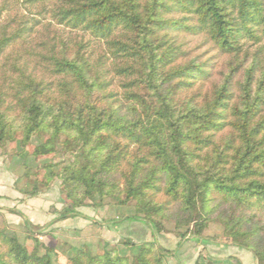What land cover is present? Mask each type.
I'll return each instance as SVG.
<instances>
[{"label": "trees", "instance_id": "1", "mask_svg": "<svg viewBox=\"0 0 264 264\" xmlns=\"http://www.w3.org/2000/svg\"><path fill=\"white\" fill-rule=\"evenodd\" d=\"M52 4L56 5L52 17L57 24L86 33L108 46L107 52L103 50L102 56L92 61L82 42H75L73 47L62 40L43 43L36 55L37 65L48 66L53 78L44 81L28 71V63L32 62L29 57L23 62L13 59L14 45L37 22L14 32L0 30V142L13 139L5 112L16 109L23 122V142L39 131L51 132L56 138L74 133L72 138L83 147L81 163L77 166L73 161L63 170L62 183L71 202L56 220L77 215L76 208L84 205L86 198L96 194L103 197L107 184L103 174L118 172L131 146L148 151L158 167L143 176V163L148 162L143 157L131 163L128 174L121 172L126 181V199L143 203L144 190L158 193L164 184L166 195L181 199L186 211L197 205L205 211L212 194H216L219 204H228L241 215L260 212L264 216V66L256 59L251 61L237 95L231 79L238 67L232 66L223 81L213 84L201 100L199 91L185 99V92L212 75L206 64H177L178 47L166 39L169 31L201 34L219 54L237 61L241 54H247L246 42H264V0H53ZM174 14L181 17L173 18ZM108 72L128 81L118 98L110 93L116 98L112 102L115 106L103 110L92 102L91 94L108 88L104 78ZM137 76L143 79L148 95L141 93ZM225 132L220 146L214 137ZM52 150L51 145L42 143L33 153L43 155ZM203 150L212 153L209 163H204L207 169L198 161ZM102 151L106 155L96 165L95 158ZM144 216L127 218L157 230L150 216ZM205 220L194 225V238L201 234ZM225 222V233L232 243L252 249L258 264H264V241L259 236L264 228L246 229ZM153 246V241L141 244L132 264H152L149 255ZM162 258L154 257L156 264H162ZM70 261L128 264L113 250L98 255L79 251ZM0 264L51 263L47 251L40 255L35 246L28 252L16 237L0 229ZM232 264L241 263L234 260Z\"/></svg>", "mask_w": 264, "mask_h": 264}, {"label": "rangeland", "instance_id": "2", "mask_svg": "<svg viewBox=\"0 0 264 264\" xmlns=\"http://www.w3.org/2000/svg\"><path fill=\"white\" fill-rule=\"evenodd\" d=\"M52 3L53 0H0V30L4 28L8 32H14L29 26L33 21L37 22L34 29L30 32L25 30L22 40H18L14 45L13 55L15 56L13 59L23 62L22 59L29 57L32 62L28 63V71L35 73L37 77H42L44 81H51L53 78L49 74L48 66L37 65L36 59L39 56L36 57V55L40 53L43 43L62 40L73 47L75 42H82L86 55L92 61L100 58L103 50L106 52L108 50L107 44L102 40L57 24L52 17V10L56 8V5L53 7ZM171 16L173 18L181 17L175 14ZM166 39L178 47L180 57L176 61L177 64L191 61L196 64H206L212 75L208 81H204L202 84L197 83L192 90L185 92L183 96L185 99L199 91L201 93L199 100H201L204 94H209L213 84L223 81L232 66L238 67L231 79L232 89L237 95L239 83L243 81L244 70L251 61L256 59L264 66V42L257 45L246 42L244 50L247 51V54L240 55L237 59L240 64L237 66V61H233L229 55L219 54L213 43L204 35L169 31ZM112 62L113 59L110 57L108 60L109 69H111ZM104 78L109 83L108 88L103 93L96 89L91 94L92 102L103 110L115 106L112 102L116 98L110 97V93H115L118 98L125 90L123 84L128 81L114 72H108ZM137 80L140 81V86L143 88L141 93L148 95L147 93L150 92H145L149 90H144L143 79L137 76ZM78 98L82 99L81 93ZM5 114L13 131V139L0 142V229L5 230L9 236L16 237L28 252L37 246L40 255L47 251L51 264H72L70 259L79 251L98 255L113 250L115 255L126 259L128 264H132L139 253L141 244L147 241L136 243L132 239L124 238L113 244L106 243V237L100 236L98 223L114 218L149 215V219H152L157 225V230L153 232L157 234L158 238L162 236L167 239H158V243L153 241V252L149 255L152 264H156L154 257L159 258L161 255L163 256L162 264H168L164 252L169 253L176 249L175 241L178 244L181 241L194 238V225L200 223L203 218L206 219L205 227L198 237L233 245L234 250H230V248L225 256L214 260L208 257L205 248L199 246L200 250L197 252L195 261L191 264H232L234 260L241 264H258L252 249L232 243L225 233V221L228 220L230 224L238 223L246 229L264 228V216L260 212L241 215L238 210L231 208L228 204H219L216 194H212V200L207 204L205 211L199 205L196 206V209L186 211L182 208L181 199L174 200L171 195H166L164 184H161V192L158 193L152 189L144 190L143 203H138L135 198L126 199V181L120 173L128 174L131 171V163L143 157L148 159L147 163H143V176H147L151 168L158 167V162L152 157H148V151L137 150L133 146L127 148L128 154L118 167V172L113 170L103 174V179L107 181L104 187L106 194L103 197L96 194L92 198H86L85 204L76 208L78 214L68 217L80 218L85 226L75 232L71 230V227H57L58 220L56 219L59 213L71 202L66 196L62 173L73 161L77 162L75 164L77 166L81 163L83 147L72 138L71 135L74 133H63L56 138L52 137L51 132L39 131L31 134L29 139L23 142V122L18 116V111L16 109L9 110ZM218 135L223 136L219 137ZM218 135L214 137V140L222 146L224 135L227 133ZM42 143H48L53 147V150L47 154L35 155L33 153L35 147ZM121 143L125 144L124 141ZM196 152L198 153V151ZM199 153L201 155L198 159L200 166L207 169L208 166H204V163H209L212 153L210 150H203ZM105 155V151L97 155L96 165L100 164ZM77 194L80 196V193ZM139 206L143 209L160 207V210L158 212L142 210ZM24 218L32 219L33 224L25 226ZM259 236L264 241V231ZM36 241L39 245L36 244ZM237 248L245 250L240 251L244 253V256L234 253Z\"/></svg>", "mask_w": 264, "mask_h": 264}, {"label": "crops", "instance_id": "3", "mask_svg": "<svg viewBox=\"0 0 264 264\" xmlns=\"http://www.w3.org/2000/svg\"><path fill=\"white\" fill-rule=\"evenodd\" d=\"M24 219L25 221L28 220L30 224H33L34 222L30 218ZM23 223L25 226H27L26 222L23 221ZM98 224V230L100 229L101 233L100 236L104 235L106 237V243L113 244L117 241L123 240L124 238L132 239L136 243L143 241H156L158 243V239L167 240L162 236L158 238L157 234L153 232L152 228H150L148 224L137 220L128 218H114ZM56 226L62 228L71 227V230L75 232L79 231L80 228L85 225L82 224V220L80 218L72 217L58 221L56 223ZM175 245L177 246V248L173 249V251H170L169 253L164 252L168 264L193 263V261H195L196 259L197 252L200 250L199 246L205 248V250L208 252V257L213 258L214 260H217L215 258L219 259L225 256L230 248V250H234L233 245H228L226 243H217L203 237H192L191 239L181 241L178 244L177 241H175L174 247ZM241 250L245 251L244 249L237 248V251H235L234 253H239L244 256V253L240 252Z\"/></svg>", "mask_w": 264, "mask_h": 264}]
</instances>
